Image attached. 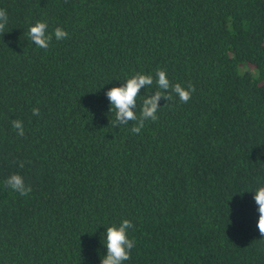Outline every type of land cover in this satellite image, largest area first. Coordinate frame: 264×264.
<instances>
[{
  "label": "trees",
  "instance_id": "1",
  "mask_svg": "<svg viewBox=\"0 0 264 264\" xmlns=\"http://www.w3.org/2000/svg\"><path fill=\"white\" fill-rule=\"evenodd\" d=\"M0 9V264H101L107 227L124 219L136 246L123 264H264L254 200L264 187V0ZM37 21L69 37L38 48L28 36ZM158 69L195 87L189 102L161 99L139 134L134 122L114 128L105 93ZM156 90H141L137 115ZM12 174L28 196L6 186Z\"/></svg>",
  "mask_w": 264,
  "mask_h": 264
},
{
  "label": "clouds",
  "instance_id": "2",
  "mask_svg": "<svg viewBox=\"0 0 264 264\" xmlns=\"http://www.w3.org/2000/svg\"><path fill=\"white\" fill-rule=\"evenodd\" d=\"M9 22L8 14L5 9H0V35L5 33V28ZM47 21H37L28 30V36L33 44L41 49L47 50L53 40L60 41L69 37V33L61 27H56L52 33L48 32ZM155 82L157 90L154 94L146 96L142 100L140 113L137 115V100L141 95V90L151 87ZM195 87L189 83L187 88L180 83H171L167 78L166 70L158 69L155 76L137 72L126 82L118 87L110 88L105 95L110 103V112L114 110L115 120L112 126L119 127L134 122L130 131L139 134L145 125V121H156L160 110V101L165 102L173 99V94L178 96L182 103H188L192 97ZM34 116L40 115L39 108H33ZM12 128L16 130L18 136L25 135L24 122L22 120H12ZM19 167L23 168L21 161ZM5 184L20 196H28L32 188L26 185L24 177L20 174L10 175ZM254 200L258 205L259 219L257 227L264 236V187L258 188L254 192ZM134 228L130 220L124 219L119 225L113 224L106 229V248L107 254L101 258V264H123L124 261L131 259V251L136 246L135 239L129 238V230Z\"/></svg>",
  "mask_w": 264,
  "mask_h": 264
}]
</instances>
